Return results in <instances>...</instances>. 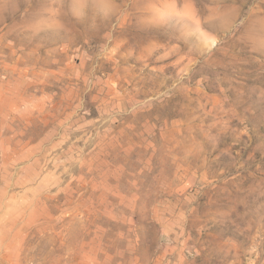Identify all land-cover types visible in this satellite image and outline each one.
<instances>
[{"label":"rangeland","instance_id":"rangeland-1","mask_svg":"<svg viewBox=\"0 0 264 264\" xmlns=\"http://www.w3.org/2000/svg\"><path fill=\"white\" fill-rule=\"evenodd\" d=\"M0 264H264V0H0Z\"/></svg>","mask_w":264,"mask_h":264}]
</instances>
